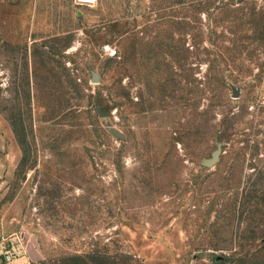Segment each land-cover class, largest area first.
<instances>
[{"label": "rangeland", "instance_id": "1", "mask_svg": "<svg viewBox=\"0 0 264 264\" xmlns=\"http://www.w3.org/2000/svg\"><path fill=\"white\" fill-rule=\"evenodd\" d=\"M263 239L264 0H0V260L264 264Z\"/></svg>", "mask_w": 264, "mask_h": 264}, {"label": "built area", "instance_id": "2", "mask_svg": "<svg viewBox=\"0 0 264 264\" xmlns=\"http://www.w3.org/2000/svg\"><path fill=\"white\" fill-rule=\"evenodd\" d=\"M98 1L99 0H74V3L78 6L94 7L97 5ZM2 254L1 264H15L14 259L17 254L15 251L5 248Z\"/></svg>", "mask_w": 264, "mask_h": 264}, {"label": "crops", "instance_id": "3", "mask_svg": "<svg viewBox=\"0 0 264 264\" xmlns=\"http://www.w3.org/2000/svg\"><path fill=\"white\" fill-rule=\"evenodd\" d=\"M30 257L31 256L16 254L14 263L15 264H33ZM0 264H1V260H0Z\"/></svg>", "mask_w": 264, "mask_h": 264}, {"label": "water", "instance_id": "4", "mask_svg": "<svg viewBox=\"0 0 264 264\" xmlns=\"http://www.w3.org/2000/svg\"><path fill=\"white\" fill-rule=\"evenodd\" d=\"M94 80L95 81H98L99 80V77H98L97 73L94 74ZM218 156H219V151H216L214 153V157L212 159H207L205 161V163L208 164V165L215 163L217 161V159H218Z\"/></svg>", "mask_w": 264, "mask_h": 264}, {"label": "trees", "instance_id": "5", "mask_svg": "<svg viewBox=\"0 0 264 264\" xmlns=\"http://www.w3.org/2000/svg\"><path fill=\"white\" fill-rule=\"evenodd\" d=\"M78 259H79V261L74 262V264H92V263L87 262L86 260H84V258H82V256L81 257L78 256ZM95 263L96 264H100V262H98V260H95Z\"/></svg>", "mask_w": 264, "mask_h": 264}]
</instances>
